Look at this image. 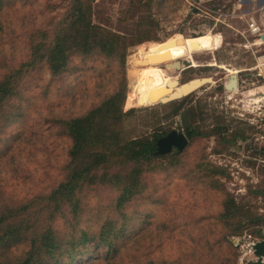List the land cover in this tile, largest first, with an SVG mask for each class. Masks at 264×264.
Returning <instances> with one entry per match:
<instances>
[{
    "label": "rangeland",
    "instance_id": "rangeland-1",
    "mask_svg": "<svg viewBox=\"0 0 264 264\" xmlns=\"http://www.w3.org/2000/svg\"><path fill=\"white\" fill-rule=\"evenodd\" d=\"M45 2L37 0L31 6L20 3L17 13L10 16L14 25L6 27L0 36V59L4 63H19L25 57L26 29L32 30L42 22ZM243 10L245 5H238L237 0H95L92 22L127 36L144 35L150 41L129 47L123 68L114 58L73 56L70 70L57 80H49L46 73L25 76L20 99L7 105L18 116L10 122L5 149L9 151L15 135V139L22 136V144L0 165V194L19 203L37 191L49 190L58 178L67 149L60 128L53 126L54 119L87 112L123 82V109H134L122 121L123 139L172 130L185 135L183 128L189 121L184 103L190 98L195 101L194 128L207 134L187 138L186 148L171 167H167L166 159L158 163L161 168H169L168 172L161 168L144 172L143 190L148 198L137 203L138 209L132 203L125 206L134 216L124 233L129 239L134 237L133 230H141L148 236L145 243L156 233L165 240L167 251L160 248L154 253L152 264H160L164 257L172 264H190L195 254V260L199 257L203 264H247L256 260L254 255L246 254V246L256 237H246L243 249H238L230 241L232 236H225L228 230L215 221L221 211L219 187L251 211L264 212L262 199L249 192L264 180V79L256 76H264V43L250 45L254 40L247 30L251 14ZM60 14L62 10L53 15ZM177 34L184 40H194L195 48L189 55L194 66L183 71L168 69L170 75L178 85L193 79L208 81L179 95V99L145 107L137 100L131 80V72L142 66L133 65L131 56L149 43L163 42ZM179 47L187 50L184 43ZM204 62L210 65L199 66ZM219 65L248 74L246 79L240 77L236 92L220 95L217 91L216 77L222 71ZM252 67L256 69L246 70ZM129 94L133 99L127 103ZM176 104L180 109L172 114ZM219 124L223 129L213 130ZM48 166L57 171L47 170ZM212 167L223 174L215 173ZM208 173H215V180L208 178ZM213 181L221 185H213ZM95 188L88 191L87 205L93 216L109 214L116 207V192L105 185Z\"/></svg>",
    "mask_w": 264,
    "mask_h": 264
},
{
    "label": "trees",
    "instance_id": "trees-1",
    "mask_svg": "<svg viewBox=\"0 0 264 264\" xmlns=\"http://www.w3.org/2000/svg\"><path fill=\"white\" fill-rule=\"evenodd\" d=\"M46 1V10L42 15L39 11L42 22L32 30L26 29L25 57L15 64L0 59V165L22 144L21 135L12 137L9 151L4 142L10 122L18 116L7 105L20 99L21 82L26 75L46 73L49 80H57L70 70L73 56L114 58L123 68L128 48L150 41L144 35L127 36L92 22L95 0ZM35 2L0 0V36L6 27L14 25L10 16L17 13L20 3L31 6ZM60 10L62 14L53 15ZM1 47L0 44V52ZM124 96L123 82L87 112L54 119L53 126L60 128L67 143L64 163L47 191H37L19 203L0 194V264H152L154 253L160 248L167 251L168 245L157 233L145 243L147 234L133 230L134 237L128 239L124 229L134 215L125 206L132 203L138 209L137 203L148 198L143 190L144 172L160 169L158 163L164 159L171 167L187 145L182 151L172 148L169 153L154 156L157 139L167 133L123 139L122 121L134 111L123 109ZM132 99L129 94L126 102ZM179 109L180 104H176L172 114ZM221 127L219 124L213 130H222ZM183 129L189 139L207 134L188 123ZM161 169L169 171L166 167ZM210 169L223 174L217 167ZM47 170L57 171L49 166ZM215 173H208L207 177L215 180ZM214 184L221 185L219 181H213ZM98 185L109 186L116 192V207L109 214L101 211L93 216L87 205L88 191ZM218 189L222 195L221 211L215 221L228 230L225 236L247 234L261 238L264 212H253L237 203L224 188ZM249 192L264 202V180ZM59 222L62 226L57 227ZM195 256L190 257V264H203ZM171 262L164 257L160 264Z\"/></svg>",
    "mask_w": 264,
    "mask_h": 264
},
{
    "label": "bare ground",
    "instance_id": "bare-ground-1",
    "mask_svg": "<svg viewBox=\"0 0 264 264\" xmlns=\"http://www.w3.org/2000/svg\"><path fill=\"white\" fill-rule=\"evenodd\" d=\"M182 39V35L177 34L163 42L149 43L146 48L140 49L137 54L131 56L133 65L137 67L142 66L139 70L136 69L134 72H129H131V80L136 92L135 96L143 106H151L164 98H167L165 100H171L176 98V96L186 95L208 81L205 79H193V81L186 84L178 85L174 77L170 75L169 68H159L161 64L166 63L169 65L174 61L180 60L182 62L181 65L184 66L183 61L190 60L191 57L189 55L192 54L195 48L194 40L192 38ZM181 43H184L187 50L179 47ZM259 43L261 42H256L255 45ZM192 65L194 66V63ZM226 72L229 76L225 79V85L228 89L234 88L233 75H235L236 70L227 69Z\"/></svg>",
    "mask_w": 264,
    "mask_h": 264
},
{
    "label": "water",
    "instance_id": "water-1",
    "mask_svg": "<svg viewBox=\"0 0 264 264\" xmlns=\"http://www.w3.org/2000/svg\"><path fill=\"white\" fill-rule=\"evenodd\" d=\"M193 36L195 35L193 34ZM261 38L262 40H264V36H262ZM181 63H182L181 61H174L173 63L169 65L164 63V64H161L160 66L163 65V69L169 68L172 70H178L180 69ZM183 63L185 64L184 66L189 65L188 60H186V62L183 61ZM233 80H234V88H229V90H232V89L234 90L236 88V75H233ZM226 88L228 89L227 86ZM181 97L182 96H178V97L176 96V98H173L171 100L162 99L155 104H163V103L175 100V99H179ZM187 141L188 140L183 133L178 132L176 130H172L168 132L166 135L157 139L156 151L153 153V155L157 156V155L169 153L172 148H175L177 151H182L184 147L187 145ZM252 249H253V254L256 260L249 261L247 264H263L264 262V259H263L264 258V233H262V237L252 245Z\"/></svg>",
    "mask_w": 264,
    "mask_h": 264
},
{
    "label": "flooded vegetation",
    "instance_id": "flooded-vegetation-1",
    "mask_svg": "<svg viewBox=\"0 0 264 264\" xmlns=\"http://www.w3.org/2000/svg\"><path fill=\"white\" fill-rule=\"evenodd\" d=\"M192 63H193V61H191V58H190L189 65L188 66L181 65L182 67H180V69L173 70V71H183L185 69H191L193 67ZM203 64H205V65H203ZM207 65H210V64L207 63V62H204V63H201L199 66H207ZM162 66H161V68H163ZM218 67L222 70V71H220L221 72V75L216 77V82H218L217 85H216V88H217V91L220 93V95L222 93H224L226 95V93L236 92L238 90L239 81H241V78L240 77L241 76H244L245 79H246L247 78L246 76L248 75L245 72V70H236V73H235V75H236V88L234 90L233 89L232 90H229V89L226 88V85H225V79L229 75L226 72L224 66L222 67L221 65H219ZM254 69H256V67H254V68L252 67V68H249V69L247 68L246 70H248V71L250 70L251 71V70H254ZM256 76L261 77L262 80L264 79V76L261 75V74H259V73L256 74ZM256 76L254 78L257 79ZM251 84L253 85L254 83H251ZM195 98H198V97H195ZM263 98L264 97H262V99ZM194 103H195V101L194 100H190V98L188 100H186L185 103H184L185 104L184 111H185V114L187 115V118H188V121H189L188 124H190V126H192L193 128L195 126L194 125V118H193L194 117V111L192 109L193 108L192 105L195 106ZM192 118H193V121H192ZM190 119H191V121H190Z\"/></svg>",
    "mask_w": 264,
    "mask_h": 264
},
{
    "label": "built area",
    "instance_id": "built-area-1",
    "mask_svg": "<svg viewBox=\"0 0 264 264\" xmlns=\"http://www.w3.org/2000/svg\"><path fill=\"white\" fill-rule=\"evenodd\" d=\"M247 30L250 33V36H253V38H254V40L251 43L249 42L250 45H255L256 42H261L259 44L264 43V40H262V38H261L262 36H264V26L260 27L259 25H257L255 23V21L253 19L250 18L249 22L247 23ZM239 33L243 37V33H241V32H239ZM242 45L244 48L247 47V44H242ZM246 237H247V239L251 238L250 235L244 234L241 236H232L230 238V241L234 247H237L238 249H243L244 244L242 242H244L246 240ZM258 240H259V238H254V239H252V241L250 243H248V245L246 247L247 248L249 247V248H248V251L246 252V254L249 253L251 255H254L252 245Z\"/></svg>",
    "mask_w": 264,
    "mask_h": 264
},
{
    "label": "crops",
    "instance_id": "crops-1",
    "mask_svg": "<svg viewBox=\"0 0 264 264\" xmlns=\"http://www.w3.org/2000/svg\"><path fill=\"white\" fill-rule=\"evenodd\" d=\"M238 5H245V14H251V19L260 27L264 26V0H237ZM256 15V17H254ZM258 16V17H257Z\"/></svg>",
    "mask_w": 264,
    "mask_h": 264
}]
</instances>
